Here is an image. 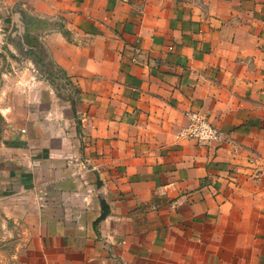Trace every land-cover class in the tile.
Segmentation results:
<instances>
[{
	"label": "crops",
	"instance_id": "0c3cea01",
	"mask_svg": "<svg viewBox=\"0 0 264 264\" xmlns=\"http://www.w3.org/2000/svg\"><path fill=\"white\" fill-rule=\"evenodd\" d=\"M2 2L75 96L31 133L0 97V264H264V0Z\"/></svg>",
	"mask_w": 264,
	"mask_h": 264
},
{
	"label": "rangeland",
	"instance_id": "374dc122",
	"mask_svg": "<svg viewBox=\"0 0 264 264\" xmlns=\"http://www.w3.org/2000/svg\"><path fill=\"white\" fill-rule=\"evenodd\" d=\"M19 9L18 5L10 7L0 0V73L5 75L0 80V97L6 93L4 103L9 105L15 117L25 118L23 128L31 133L33 123L65 120L68 115L65 110L69 106L67 99L75 94L68 79L54 65L49 51L37 39L39 31L54 24L31 18L26 31L32 34L26 39L28 49L25 51L18 38L20 30L24 28ZM27 51L32 53L28 54ZM25 110L29 111L27 119ZM41 110L45 116L39 113ZM42 133L45 139L59 138L52 136L46 128Z\"/></svg>",
	"mask_w": 264,
	"mask_h": 264
},
{
	"label": "built area",
	"instance_id": "2783aa9c",
	"mask_svg": "<svg viewBox=\"0 0 264 264\" xmlns=\"http://www.w3.org/2000/svg\"><path fill=\"white\" fill-rule=\"evenodd\" d=\"M185 117L187 123L179 131L177 140L192 142L195 147L205 150L216 149L224 140L223 132L203 114L189 111Z\"/></svg>",
	"mask_w": 264,
	"mask_h": 264
},
{
	"label": "trees",
	"instance_id": "16d2710c",
	"mask_svg": "<svg viewBox=\"0 0 264 264\" xmlns=\"http://www.w3.org/2000/svg\"><path fill=\"white\" fill-rule=\"evenodd\" d=\"M20 20L23 22V21H24V17L22 16V17L20 18ZM24 40H25V39H24ZM26 43H27V41L25 40V44H26ZM27 52H28V54H31V53H32L31 51H27ZM27 52H26V53H27ZM107 213H108L107 206L105 205L104 202H101V214H100V217L95 221V222H96L95 225H96L98 222H100V221H102L103 219H105Z\"/></svg>",
	"mask_w": 264,
	"mask_h": 264
},
{
	"label": "water",
	"instance_id": "95a60500",
	"mask_svg": "<svg viewBox=\"0 0 264 264\" xmlns=\"http://www.w3.org/2000/svg\"><path fill=\"white\" fill-rule=\"evenodd\" d=\"M19 17H20V15H19ZM23 29V28H22Z\"/></svg>",
	"mask_w": 264,
	"mask_h": 264
}]
</instances>
